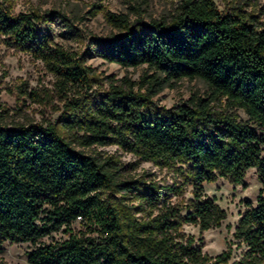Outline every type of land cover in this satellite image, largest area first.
<instances>
[{
  "label": "trees",
  "instance_id": "trees-1",
  "mask_svg": "<svg viewBox=\"0 0 264 264\" xmlns=\"http://www.w3.org/2000/svg\"><path fill=\"white\" fill-rule=\"evenodd\" d=\"M254 2L230 0L221 10L214 0H177L171 18L148 22L106 12L117 34L92 37L91 53L148 71L104 91H92L86 54L37 28L41 15H15L0 2L4 44L42 61L66 95H80L58 118L68 137L55 124L0 125V251L6 242L30 243L28 264H229L231 251L208 256L183 226L208 231L226 219L205 184H241L250 169L264 183V8L246 11ZM196 78L208 85L207 100L155 106L164 88ZM218 101L248 121L215 112ZM109 146L170 170L172 184L133 178L134 164L94 149ZM247 202L233 233L244 249L238 264H264V197ZM78 221L86 230L74 233ZM62 228L67 239L40 241Z\"/></svg>",
  "mask_w": 264,
  "mask_h": 264
},
{
  "label": "rangeland",
  "instance_id": "rangeland-1",
  "mask_svg": "<svg viewBox=\"0 0 264 264\" xmlns=\"http://www.w3.org/2000/svg\"><path fill=\"white\" fill-rule=\"evenodd\" d=\"M0 2L5 3L15 15L19 13L41 15L42 19L37 24L39 30L50 34L54 41L68 52L78 56L86 54L84 64L92 70V91L107 90L112 80L127 79L137 83L148 71L146 66L125 68L91 53L89 49L92 37L108 39L117 34V30L106 21L105 13L127 15L130 21L141 19L148 22L151 19L171 18L177 5V0H0ZM214 2L219 9L225 10L230 0ZM260 7L264 8V0H256L253 7H245V10L257 12V8ZM71 26L73 29H70ZM209 96V87L202 79H182L173 87L164 88L153 101L156 107L170 109L192 97L207 100ZM79 97L77 93L66 95L60 88L57 78L42 61L6 46L0 37V125L11 127L55 124L64 134L58 118L65 111L67 102ZM212 109L215 112H234L242 122L248 121L243 111L229 109L225 107L224 102H212ZM64 135L68 137L67 134ZM94 149L103 157L113 156L120 165L134 164L135 170L128 173L133 178L149 175V178L162 185L173 182V173L170 170L141 161L116 146ZM85 152L90 154L92 149H86ZM189 191L190 189L184 197H190ZM205 191L207 196L214 198L226 212V219L219 228L200 231L198 227L188 224L183 226V231L193 236L196 244L201 245L203 252L208 256L216 257L223 252L231 251L232 258L229 264H238L244 249L237 245L233 233L239 218L247 210V201L255 206L259 197H264V183L256 170L250 169L241 184L219 178L214 183L205 184ZM125 200L127 204H133L129 197ZM71 228L74 233L86 230L80 221L75 222ZM68 236L62 228L40 241L50 244L65 240ZM31 248L30 243L6 242L0 251V264H28L27 253Z\"/></svg>",
  "mask_w": 264,
  "mask_h": 264
}]
</instances>
